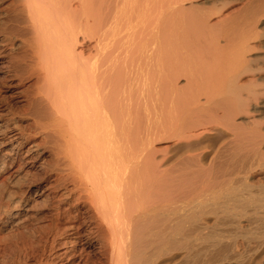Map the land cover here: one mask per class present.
Segmentation results:
<instances>
[{"label":"bare ground","instance_id":"bare-ground-1","mask_svg":"<svg viewBox=\"0 0 264 264\" xmlns=\"http://www.w3.org/2000/svg\"><path fill=\"white\" fill-rule=\"evenodd\" d=\"M0 78V264H264V0H0Z\"/></svg>","mask_w":264,"mask_h":264},{"label":"rangeland","instance_id":"rangeland-1","mask_svg":"<svg viewBox=\"0 0 264 264\" xmlns=\"http://www.w3.org/2000/svg\"><path fill=\"white\" fill-rule=\"evenodd\" d=\"M2 79L0 78V83H1ZM4 89V88H3ZM18 104L17 106L21 105L20 103H16ZM24 125H27L26 122H23ZM6 177L3 175L0 177V194H6V192H8V189L10 188H14L16 189V187L12 186V184H10L7 180Z\"/></svg>","mask_w":264,"mask_h":264}]
</instances>
